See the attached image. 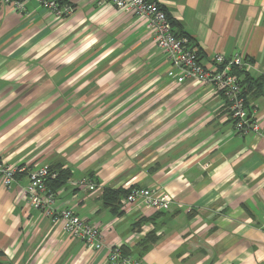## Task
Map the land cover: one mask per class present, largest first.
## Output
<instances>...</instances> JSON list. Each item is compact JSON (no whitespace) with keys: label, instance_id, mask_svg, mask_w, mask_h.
<instances>
[{"label":"crops","instance_id":"crops-1","mask_svg":"<svg viewBox=\"0 0 264 264\" xmlns=\"http://www.w3.org/2000/svg\"><path fill=\"white\" fill-rule=\"evenodd\" d=\"M23 1L20 13L0 0V159L24 168L0 185V264H111L115 247L139 264H264V0H151L204 68L215 55L243 59L238 79L259 125L244 136L212 85L177 81L145 20L94 0H61L72 8L63 17ZM43 165L70 178L39 210L22 191ZM137 187L173 204L114 214L102 203L106 189ZM66 209L106 229L100 250L47 214Z\"/></svg>","mask_w":264,"mask_h":264},{"label":"built area","instance_id":"built-area-1","mask_svg":"<svg viewBox=\"0 0 264 264\" xmlns=\"http://www.w3.org/2000/svg\"><path fill=\"white\" fill-rule=\"evenodd\" d=\"M98 6L111 4L118 10H125L130 15L143 19L146 28L155 38L157 49L180 72L177 79L179 83L185 80H192L198 84L212 85L214 90L224 96L225 108L233 127L238 135L244 136L256 132L259 129L256 123L247 112L245 98L238 78L234 75L233 69L243 70L245 63L238 55L226 59L221 55H215L212 59L211 69L204 68L198 61L196 47H191L185 37L174 36L170 22L165 12L151 0H94ZM2 6L6 9L17 12L24 11L23 0H2ZM41 8L48 10L55 16H67L72 13L70 6L59 4L58 0H42ZM264 85V69L261 72ZM24 171L23 167L7 164L0 159V185L9 189L15 182V177ZM28 183L22 191V196L27 204L33 209L42 210L52 200L46 187V180L51 174L47 165L39 166L29 171ZM75 186L90 191L96 189V185L89 180L75 182ZM173 204V200L165 193L149 188H132L128 194L120 200V208L141 207L149 213L166 212ZM51 220L60 221L63 230L73 239L80 241L87 248L100 250L104 244V232L97 223H90L88 220L78 217L72 211L60 210L58 213H47ZM108 260L111 264H139L135 259L124 256L119 247L110 250Z\"/></svg>","mask_w":264,"mask_h":264},{"label":"trees","instance_id":"trees-1","mask_svg":"<svg viewBox=\"0 0 264 264\" xmlns=\"http://www.w3.org/2000/svg\"><path fill=\"white\" fill-rule=\"evenodd\" d=\"M59 4H61V0H58ZM62 5V4H61ZM167 16V15H166ZM168 21L170 22V25L172 27L174 36L177 38L180 37H185L188 40V44L191 47H196V45L192 42V40L185 36L182 35L179 31H175L174 28L176 26V23L171 21V19L167 16ZM198 51H197V56H198ZM198 61H199V56H198ZM200 63V61H199ZM243 70L240 69H233V73L234 75L238 78L241 76ZM239 80V79H238ZM247 81L246 77L244 79V82ZM240 84V83H239ZM259 86H263V81L262 84H260ZM240 87L242 88V86L240 85ZM242 94H243V90H242ZM244 96V94H243ZM49 171L51 174L55 175V178L51 179L50 177L46 180V187L47 190L50 194H52V192L57 191L58 189H60L66 182L67 180L70 178V172L68 169H63L62 167H50ZM129 191H123V190H111V189H106L103 192L102 195V203L105 207L110 208V210L114 213V214H119L120 211V200L125 197L128 194ZM159 213V212H158ZM163 213V212H160ZM157 214V213H156ZM150 220V219H147ZM147 220H140L139 223L135 224L136 228H139L141 226V224L143 222H146ZM156 242V238L152 233H149L145 239L143 240V242L140 244V246L142 247V252H145L146 250H148V248L150 247L151 244ZM121 253L124 256L129 255V250L126 248H121Z\"/></svg>","mask_w":264,"mask_h":264}]
</instances>
